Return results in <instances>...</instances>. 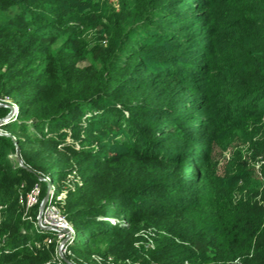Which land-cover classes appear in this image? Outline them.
I'll list each match as a JSON object with an SVG mask.
<instances>
[{
  "label": "trees",
  "instance_id": "16d2710c",
  "mask_svg": "<svg viewBox=\"0 0 264 264\" xmlns=\"http://www.w3.org/2000/svg\"><path fill=\"white\" fill-rule=\"evenodd\" d=\"M85 1L0 0V103L17 105L0 135V264L54 258L29 246L54 234L20 197L38 184L45 197L49 175L66 192L72 170L50 161L81 134L89 150L66 147L88 177L66 201L79 264H264V159L256 170L234 156L220 174L215 152L224 130H264V0H130L101 16L83 15ZM10 113L0 106V121ZM252 145L264 155V139Z\"/></svg>",
  "mask_w": 264,
  "mask_h": 264
},
{
  "label": "rangeland",
  "instance_id": "374dc122",
  "mask_svg": "<svg viewBox=\"0 0 264 264\" xmlns=\"http://www.w3.org/2000/svg\"><path fill=\"white\" fill-rule=\"evenodd\" d=\"M129 2L130 0H89L88 5L85 6L84 12L82 13L83 15L85 13L92 14V15H99L101 16L103 14V11L106 9H113L115 11H119L120 9V2ZM84 4L87 2L83 0ZM76 5V4H75ZM94 7L96 10H94ZM81 14V15H82ZM104 22V21H103ZM75 26H82L80 23L75 21V23H72ZM85 26H90L89 29L86 31V46L84 48H87L88 51L92 50L95 47L96 41V34L97 31L94 29L93 23H87ZM93 29V30H91ZM107 41L102 40L101 45H106ZM92 63V58L90 56H87L85 60H80V68H86ZM0 106L4 107H10L12 116L7 118L3 122V124H0V135H5L8 136L9 133L3 129L5 124L9 121H14L16 120L17 116V105L15 103L7 104L6 99L2 100V103H0ZM86 113H90L87 111ZM93 114V113H92ZM91 116V114H88L86 117ZM84 120L83 122H85ZM264 121V119H263ZM26 125H30L31 121H26ZM85 126V125H84ZM242 127H236L234 130L230 131L229 129L224 130L221 136V141L228 143L227 150H221L220 148L216 147L215 152H216V158L217 162L219 164L220 168V174L223 171L224 165H226L227 161L231 159L232 157H239L241 158V163L247 164L248 166H254L256 170L259 168V166L262 163V160L264 159V155H257L256 154V149L254 147V143H256L259 139H264V130L261 132L257 133L258 131V124L257 123H244L241 125ZM30 131H32L30 129ZM36 134V137L41 139V136L37 134L36 131H32ZM68 133L70 130L67 131ZM256 133V134H255ZM255 134V136L253 135ZM47 136H44V139L52 138V134H46ZM253 140L250 141V137H253ZM43 140V139H42ZM43 146V145H42ZM66 147H72L73 150L81 152L84 150H89L91 148V145H89L88 141L85 140V134H81L80 139H74L72 137H67L64 141V143H59L57 145V152L50 153V150H47V147H41L40 145L38 146H33L32 144L30 145L29 148L33 149L34 151H38L40 155L39 157L44 156H52V159L50 163L53 162H63L65 163L64 168H70L72 170V173L69 174L66 179L64 180V185L66 186V192L62 194L60 197H57L54 193L55 187L52 185L53 183L50 182L52 180V176H48L45 178L46 182H49L48 188H47V193L45 197L43 196V187L42 185L38 184L36 185L34 190V195L31 196V193L26 196H21V206L22 210L25 212L24 218L29 221V223H33L34 227L37 229L39 228L42 231H47V232H54V236L51 237V243L48 242L50 240V237H47V239L41 241V242H36V243H30L29 246L31 248H42V249H51L54 248L55 254L54 258L52 261L47 262L46 264H79L77 262L78 256L73 252L71 246L74 243V240L76 239V231L74 229V226L72 225V222L68 216V213L66 212V201H67V193L70 191V193L75 194V192H78V190H81L85 188V183L88 180V177H83L82 171H81V165L80 163L77 162V159H75L73 153L68 151ZM221 147V146H219ZM71 148V149H72ZM53 152V151H51ZM64 153L70 152L71 157L67 158L63 155ZM20 154V151L18 152V155ZM11 156L10 159L15 163L19 164L20 162L23 163V159L18 156ZM215 155V154H214ZM36 157L38 159V162H42V159L39 157ZM80 160V159H79ZM44 161H47V159H44ZM195 170V169H194ZM86 171V170H85ZM94 179V178H93ZM91 179V181H93ZM22 195V194H21ZM50 196V202L52 204H59L58 207L54 206H49L47 210L46 206L47 203L45 204L44 210H42V205L44 203V200L46 197ZM38 207V210L36 209ZM1 208V207H0ZM36 209L33 213L32 210ZM117 219H121V214H117L115 216ZM60 220H64L69 229H72L73 232L69 230L63 229V223ZM106 220V218H97V221H103ZM110 223L115 224L117 221L115 219H107ZM25 233V232H23ZM68 233H74V238L72 240L67 239V234ZM141 237L146 236L145 231H142L140 233ZM2 245H0V249H2ZM6 254H9L8 252ZM94 264H135L131 260H123V259H117L113 256L110 257H101L98 255L93 256Z\"/></svg>",
  "mask_w": 264,
  "mask_h": 264
},
{
  "label": "built area",
  "instance_id": "2783aa9c",
  "mask_svg": "<svg viewBox=\"0 0 264 264\" xmlns=\"http://www.w3.org/2000/svg\"><path fill=\"white\" fill-rule=\"evenodd\" d=\"M48 183H49V182H48ZM34 193H35V192H34V190H33L31 196L34 195ZM53 205H54V204H52V202H50V196H49V197H48V200H47V206H46V209H45V210H47L49 206H52L53 208H55L54 206H56V207L59 206V204H58V205L55 204L54 206H53ZM60 221L63 223V229H65V230H69V231L73 232L72 229H69V228H68V225H67V223H66L64 220H60ZM52 233L54 234V232H52ZM54 235H55V234H54ZM67 236H68L67 239L72 240V239L74 238V233H68ZM48 242L51 243V238H50V240H49Z\"/></svg>",
  "mask_w": 264,
  "mask_h": 264
},
{
  "label": "water",
  "instance_id": "95a60500",
  "mask_svg": "<svg viewBox=\"0 0 264 264\" xmlns=\"http://www.w3.org/2000/svg\"><path fill=\"white\" fill-rule=\"evenodd\" d=\"M10 116H12V112L8 115L7 118H9ZM7 118L4 119V120H1V121H0V124H3V122H4L5 120H7ZM17 155H18V154H17ZM18 156H19V155H18ZM19 165H20L22 168H25V166H24V164H23L22 162H20ZM47 200H48V197H46L45 200H44V203H43V205H42V210H44V207H45V204L47 203Z\"/></svg>",
  "mask_w": 264,
  "mask_h": 264
}]
</instances>
